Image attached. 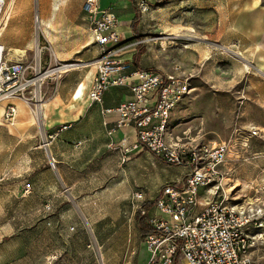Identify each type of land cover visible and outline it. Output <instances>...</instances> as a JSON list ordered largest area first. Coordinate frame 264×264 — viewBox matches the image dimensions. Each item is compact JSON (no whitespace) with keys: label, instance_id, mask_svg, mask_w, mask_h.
<instances>
[{"label":"rangeland","instance_id":"374dc122","mask_svg":"<svg viewBox=\"0 0 264 264\" xmlns=\"http://www.w3.org/2000/svg\"><path fill=\"white\" fill-rule=\"evenodd\" d=\"M53 1L21 0L19 11H10L4 22L6 26L15 18L11 40L19 46L33 42L40 49V72L51 74L40 83L44 117L34 115L33 86L29 108L16 112L12 123L0 125V264H101V258L104 264H139L143 238L135 212L143 203L132 204L130 198L138 191L147 202L156 198L158 187L152 180L159 173L154 166L157 159L142 153L121 163L117 150L108 149V154L86 150L75 155L65 143L58 150L59 163L51 165L45 142L54 124L55 104L65 107L71 84L90 68L96 55L89 26L81 20L82 0H62L50 23ZM161 34L149 40L156 44L158 38L164 40L163 54L168 56L169 40ZM88 43V51L72 55ZM35 48L26 55L32 66L36 65ZM172 70L185 72L176 65ZM216 73L220 81L215 84L194 79L190 95L172 111L167 137L186 146L226 143L218 193H225L238 207L247 209L250 204L261 210L257 216L264 224V105L237 69L233 72L224 66ZM31 74L35 76L34 71ZM60 116L62 122L69 119L64 112ZM63 124L73 126L75 122ZM249 130H256V135L251 136ZM30 146L34 165L25 171L24 155ZM256 232L250 254L254 264H264V227Z\"/></svg>","mask_w":264,"mask_h":264},{"label":"built area","instance_id":"2783aa9c","mask_svg":"<svg viewBox=\"0 0 264 264\" xmlns=\"http://www.w3.org/2000/svg\"><path fill=\"white\" fill-rule=\"evenodd\" d=\"M7 4L8 0H0V36ZM81 11L98 53L88 101L101 103L103 95L114 87H124L129 93L117 107L103 109L102 115L114 117L109 136L130 128L135 142L127 145L124 134L117 145L110 142L109 147L120 151L121 163L145 148L162 163L187 169L181 180L162 186L153 205L141 211L151 229L143 238L148 251L144 264H254L250 248L256 243V230L264 225L257 216L261 210L238 207L225 193H218L220 168L227 159L226 143L186 146L167 137L172 111L192 91V75L178 70L167 74L134 69L122 58L127 46L113 8H101L99 0H83ZM33 71L35 76L40 73L39 66L36 71L29 60L9 59L0 43V100L18 98L28 102L34 86ZM16 112L14 104H6L2 121L12 123ZM68 128L70 124H62L50 130L45 145ZM249 131L251 136L256 135V130ZM50 160L54 166L52 156ZM130 202L144 203L142 191L133 193Z\"/></svg>","mask_w":264,"mask_h":264},{"label":"crops","instance_id":"0c3cea01","mask_svg":"<svg viewBox=\"0 0 264 264\" xmlns=\"http://www.w3.org/2000/svg\"><path fill=\"white\" fill-rule=\"evenodd\" d=\"M10 1L8 0V3ZM61 3L62 0H60L59 6ZM21 4V0H15L12 11H19ZM99 5L101 8L112 7L117 15L120 21V31L123 32L124 43L127 45L122 58L125 61H130L134 69L156 70L172 74L173 66H179L185 73L192 75L190 86L193 90L192 83L195 78H200L201 81L211 84L218 83L220 75L216 71L218 72L221 67L230 66L233 72L237 69L240 79L249 89L256 92L258 100L264 105V68L257 65V61L258 64L264 65V0H99ZM80 12L81 20L89 26L81 11V6ZM136 12L138 13V20L135 27L132 28V21ZM55 15L51 16L50 12L52 18L50 16L48 18L50 23ZM37 17L42 28V16L39 7ZM9 18L10 16L7 15V20ZM15 21V18L12 17V20L3 27L0 43L7 51L9 59L28 60L26 55L31 51V43L33 42L19 46V42L15 43L11 40L10 33L15 27ZM157 32L163 33L161 35L169 40L170 54L168 56L163 54L166 48L164 40L158 38L159 44L149 40L150 37L156 36ZM92 43H94L93 40ZM88 45L89 43L83 44L74 50L72 55L80 54ZM12 47L23 48L27 52L23 56H11ZM138 50L141 51V54L136 59ZM82 56L86 57V54H82ZM97 56L96 49V55L91 59H96ZM134 59L137 61V67L133 66ZM89 67L71 84L70 91L64 99L67 102L66 104L63 103L65 107L61 108L58 103L55 104L56 115L53 117L54 124L50 126V130L69 121L75 122L73 126L70 125L68 130L61 132L48 144L49 152L57 163H59L58 150L65 143L76 151L73 152L75 155H81L86 150L108 154V149H111L109 147L110 142L117 145L123 139L124 134L127 138V145L135 142V134L130 128L125 129L124 132L116 130L109 136L108 131L114 125V117L113 115H102L103 109L115 108L127 99L128 90L124 87H114L103 95L101 103L86 102L88 100L87 92L95 73L94 62H91ZM234 79L235 76L232 77V80ZM80 85H83L82 93L80 97L75 98V92ZM59 100L62 101V98L59 97ZM9 101L8 103L17 102L18 105H16L19 107V109L16 107L17 113L24 107L29 108L24 101L18 98ZM4 103L5 101L0 102V125L3 122L2 115L6 106V104L3 106ZM63 112L69 119L62 122L60 115ZM43 123L46 125L49 122L43 121ZM11 125L13 124H9V126ZM9 131L12 130L9 128ZM78 142L81 144L77 145ZM117 151L120 159L121 153L119 150ZM142 153L150 154L148 151L142 150L132 158H136ZM32 155V146H30L24 155L25 171L34 165ZM150 155L155 158L152 154ZM157 162L158 165L154 166L159 173L152 180V185L158 187L156 198L162 186L178 182L187 171L184 167L166 165L159 159ZM46 163L44 162V164ZM170 169L175 170L170 171ZM141 256L142 259L139 264H144L148 259V251L143 242ZM101 264H104L102 258Z\"/></svg>","mask_w":264,"mask_h":264},{"label":"bare ground","instance_id":"6f19581e","mask_svg":"<svg viewBox=\"0 0 264 264\" xmlns=\"http://www.w3.org/2000/svg\"><path fill=\"white\" fill-rule=\"evenodd\" d=\"M14 2H15V0H11V1L8 3V5H7L6 12H5V14H6V20H7V15L9 16L10 11H12V8H13V5H14ZM59 3H60V0H55V2H53V3L51 4V8H50V10H51V16H53V15H55V14L57 13V11H58V7H59ZM37 18H38V17H37ZM51 19H52V18H51ZM39 24H40L39 19H37V21H36V25H37V28H38V29H39ZM31 48H33V50H34V48H35V44L31 43ZM26 52H27V51H25L23 48H13V47H12L11 50H10V55H11V56H16V57H18V56H23ZM39 54H40V49H36V48H35L36 71H38V59H39ZM94 65H95V62H94ZM257 65H258V67H260V68H264V65H260V64H258V61H257ZM65 67H67V66H64V67H62V68H65ZM246 67H247V66H246ZM62 68H60V69H62ZM50 74H51V72H50L49 74H47V73H41V72H40V73H37V75L33 78V83H34V91H33V93H34V98L36 99V103H37V105H36V110H35V112L33 111L35 117H40L41 115L44 117V114H43L44 103H43V101H42V99H41V96H40V83H41L42 79L48 77V75H50ZM82 90H83V85H80V86L77 88L76 92H75V98L80 97V95H81V93H82ZM11 99H13V98H6V99H3V100H0V102H2V101H9V100H11ZM20 100H21V99H20ZM22 101H24V100H22ZM24 103H25L27 106H29V104L27 103V101H24ZM72 107H73V106H72ZM33 112L31 111L32 114H33ZM246 205H248L247 208L252 209V208H251L252 205H250V204H246ZM249 205H250V206H249ZM260 227H261V226H260ZM262 227H264V225H262Z\"/></svg>","mask_w":264,"mask_h":264},{"label":"trees","instance_id":"16d2710c","mask_svg":"<svg viewBox=\"0 0 264 264\" xmlns=\"http://www.w3.org/2000/svg\"><path fill=\"white\" fill-rule=\"evenodd\" d=\"M138 20V13L136 12L135 17L132 21V28L135 27V24ZM141 54V51L138 50L136 53L135 58H138V55ZM133 66L137 67V61L134 59V63ZM144 151H147V149H143ZM155 201V200H154ZM154 201L152 202H145L143 203L140 208H138L135 212V222H136V226L138 228L139 234L142 238L146 237V235H148L151 232L150 227L147 224V217L145 215H143L141 213V211L144 210H148L154 203Z\"/></svg>","mask_w":264,"mask_h":264}]
</instances>
